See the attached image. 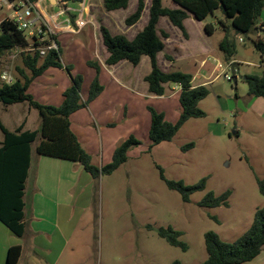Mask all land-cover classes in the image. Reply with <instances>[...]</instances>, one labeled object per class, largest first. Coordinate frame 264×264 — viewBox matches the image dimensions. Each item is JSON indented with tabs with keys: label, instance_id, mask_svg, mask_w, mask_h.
<instances>
[{
	"label": "rangeland",
	"instance_id": "rangeland-1",
	"mask_svg": "<svg viewBox=\"0 0 264 264\" xmlns=\"http://www.w3.org/2000/svg\"><path fill=\"white\" fill-rule=\"evenodd\" d=\"M56 1L57 5L44 0L42 5L50 15L65 11L63 19L68 22L63 26L68 27L56 31L65 68L49 69L33 82L29 93L44 105L60 106L73 85L72 77L83 78L81 98L87 106L71 117L72 129L99 169L112 162L116 149L130 137L140 145L129 150L128 161L111 175L94 179L80 165L81 176L64 171L58 195L37 196L39 207L46 202L34 221V228L43 234L39 242L31 235L25 239L19 264L32 258L40 264L203 263L208 258L206 233L215 232L224 242L233 243L250 229L257 210L264 208L259 185L264 180V98L249 96L244 80L264 74V62L255 48V42L264 41V12L249 37L236 35L232 20L221 10L204 21L190 14L186 35L162 18L158 29L165 50L158 55L159 67L168 73L192 75L193 85L206 86L209 96L199 104L205 117L188 120L172 141L151 149L150 108L177 123L182 113L181 89L168 84L163 97L150 95L145 82L151 73L148 57L136 67L128 62L119 69L106 65L109 53L100 32L106 26L114 35L124 34L131 40L148 23L149 11L138 24L128 27L126 19L136 11L137 1L130 9L115 12H107L103 0ZM163 5L178 8L172 0H163ZM6 15V6H0V21ZM208 25L214 27L212 35L206 32ZM226 33L237 44V54L229 64L220 50ZM11 55H2L1 68L16 79L22 57ZM89 61H98L101 71L90 68ZM234 65H238L236 85ZM97 77L104 91L90 102ZM190 144L194 147L186 148ZM161 169L169 181L192 186L206 179V187L186 203L179 192L169 189ZM227 191L231 192L228 207L200 206L210 192L219 197ZM162 228L183 233L179 239L188 250L163 239Z\"/></svg>",
	"mask_w": 264,
	"mask_h": 264
},
{
	"label": "trees",
	"instance_id": "trees-1",
	"mask_svg": "<svg viewBox=\"0 0 264 264\" xmlns=\"http://www.w3.org/2000/svg\"><path fill=\"white\" fill-rule=\"evenodd\" d=\"M132 0H103V8L107 12L127 10ZM147 1H150L149 20L144 29L133 40L124 34L114 35L106 26L100 27L102 41L109 57L106 65L116 66L121 62H128L138 66L144 57H148L151 63V73L145 77L148 92L152 96L163 97L165 87L174 84L181 87L180 104L182 113L177 123L166 120L163 113L150 108L151 127L150 140L152 147L164 142L172 141L182 126L192 118H203L206 114L199 109L201 101L209 96L206 86H194V77L183 72H164L158 64V55L165 50V43L159 35L158 25L162 18H168L170 23L186 35L185 21L190 14L197 21H204L216 11L232 20L236 35L249 37L261 20L264 12V0H172L178 8L171 9L163 5V0H137L136 11L126 19V25L133 27L138 24L145 12ZM0 32V75L1 57L3 54L15 48L22 51V65L16 68L17 78L13 84L0 82V103L5 106L27 103L30 109L38 112L41 126L36 131H24L23 124L16 131H9L0 122V129L4 134V142L0 148V221L18 237L25 234V185L31 168L33 145L36 153L64 161L77 163L83 167L94 179L100 174L111 175L128 161V152L133 146L140 145L134 137H130L121 144L113 155L110 164L101 169L92 163L91 155L83 148L78 137L72 130L71 117L87 106L81 98L83 78L72 77L73 85L64 93V101L60 106L44 105L37 101L29 90L33 82L43 76L49 69H64L62 64V48L57 40L59 49L50 51L45 57H41L37 51L29 49L25 35L18 31L10 22H2ZM209 35L214 33L212 25L206 26ZM167 37L166 33H162ZM255 48L259 51L264 62V41L255 42ZM220 50L224 54L225 62L230 63L237 54L236 39L230 33H226L220 43ZM88 66L99 73L101 66L98 61H89ZM70 73L71 67H66ZM249 88V96L264 98V74L262 76L249 75L245 80ZM104 91L98 77L93 82L89 101H95ZM194 147V144L186 148ZM161 177L166 181L169 189L182 195L184 202L189 203L190 197L196 192L203 191L206 187V179L196 185L188 186L183 181L174 182L166 179L161 169ZM260 190L264 194V180L259 181ZM230 191L216 197L210 192L200 203L202 208L228 207ZM160 236L172 246L180 247L183 251L188 246L180 241L181 232L170 229H160ZM205 246L208 258L201 264H245L255 260L264 250V208L257 210L254 222L250 229L233 243L221 240L215 232L205 235ZM23 253L21 246L9 248L7 264H19ZM173 264H181L179 261Z\"/></svg>",
	"mask_w": 264,
	"mask_h": 264
},
{
	"label": "crops",
	"instance_id": "crops-1",
	"mask_svg": "<svg viewBox=\"0 0 264 264\" xmlns=\"http://www.w3.org/2000/svg\"><path fill=\"white\" fill-rule=\"evenodd\" d=\"M13 1L19 2V0H13ZM38 1L43 3L44 0H36V2ZM135 1L137 0H132L130 5L133 4V2ZM66 2H69V0H66ZM56 5H57V1H56ZM102 6H103V1H102ZM137 6H138V2H137ZM137 6H135V9H137ZM149 8H150V5L147 1V6H146L143 16L145 15L146 11H149ZM128 9H130V6ZM8 15H6L5 18H7ZM2 17L0 18V20H2ZM134 38H132L131 40H133ZM248 50H246V52ZM145 58L146 57H144L143 60ZM106 59H108V57ZM123 63H127V62H121L116 66H110V67H115L119 69L120 68L119 66H121ZM177 87L181 89V87L179 86ZM179 93H181V90ZM32 117L34 119L31 123ZM0 122H2V124L11 132L16 131L23 124H25L24 131H36L41 126L40 117H38V115H36L34 111L30 109L29 105H27L26 103L15 104V105H10V106H5L0 103ZM3 142H4V134L0 129V148L2 147ZM36 146L37 144L33 145L31 168L29 170V175H28V179H27V182L25 185V191H24L25 193L24 213H25V225H26L25 234L21 238L16 236L10 231V229L7 226H5L0 221V264H7L6 260H7V253H8L9 248L13 246H21L23 248L25 239L29 235L33 237V240L35 242L40 241L43 231L40 229L34 228V221L38 218V215H37L38 209L46 208L44 206L46 202L45 204H42L39 207V205H37L38 201L36 197L39 196V198H41L43 196H48V195H58V191H60L63 187L62 185L64 181L63 175H64L65 170L71 174L76 172L80 176L83 175V169H81L80 165H77V163L55 159V158H50V157H45V156H39L36 153ZM48 175L50 176V179H51L50 184L47 182V178L49 177ZM51 192L53 194H51ZM56 205L59 206V203H56ZM262 256H264V250L255 260L245 263V264H262V262H264V258ZM39 262L40 261H38L37 259L32 258L26 264H40Z\"/></svg>",
	"mask_w": 264,
	"mask_h": 264
},
{
	"label": "built area",
	"instance_id": "built-area-1",
	"mask_svg": "<svg viewBox=\"0 0 264 264\" xmlns=\"http://www.w3.org/2000/svg\"><path fill=\"white\" fill-rule=\"evenodd\" d=\"M0 6H6V11L9 13L5 19L17 28L18 31L25 35L28 42V48L37 51L41 57H45L50 51H57L56 31L63 26L67 20H64L65 11H59L54 14H49L40 1L32 2L31 0H0ZM4 21V20H3ZM0 22V32L2 31V22ZM82 25V26H80ZM80 29L84 27V22L79 24ZM240 42H244L241 38ZM22 50L15 48L8 51L11 53V58L15 59L19 56ZM220 67H222L220 65ZM226 79H230L227 74ZM0 82L3 84H13L15 79L8 70H2Z\"/></svg>",
	"mask_w": 264,
	"mask_h": 264
},
{
	"label": "water",
	"instance_id": "water-1",
	"mask_svg": "<svg viewBox=\"0 0 264 264\" xmlns=\"http://www.w3.org/2000/svg\"><path fill=\"white\" fill-rule=\"evenodd\" d=\"M51 1L52 2L54 1L56 3V0H51ZM234 67H236V68L232 69V73L234 75L233 81H234V83L236 85L237 84V80H238V77L236 76V71L238 70V65H234ZM240 78H242V77H240ZM246 79H247V77H244V80H246Z\"/></svg>",
	"mask_w": 264,
	"mask_h": 264
}]
</instances>
